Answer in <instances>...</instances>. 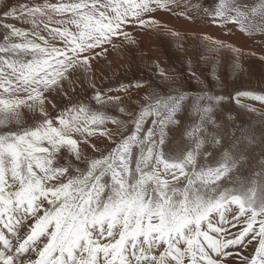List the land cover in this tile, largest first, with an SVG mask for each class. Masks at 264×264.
<instances>
[{"label":"snow or ice","instance_id":"6c2138e0","mask_svg":"<svg viewBox=\"0 0 264 264\" xmlns=\"http://www.w3.org/2000/svg\"><path fill=\"white\" fill-rule=\"evenodd\" d=\"M0 4V264H264V166L247 178L238 174L254 133H233L224 147L213 106L199 105L225 97L198 98L199 121L185 131L183 148H169L165 128L179 124L187 94L128 111L120 96L95 91L97 105L115 104L125 118L83 100L58 108L48 98L57 90L66 96L63 82L77 68L90 69L104 45L115 48L120 37L134 42L130 25L179 36L151 16L173 11L176 0ZM203 11L221 28L264 33V0H217ZM202 39L241 54L223 40ZM120 90L126 87L107 91ZM240 97L264 104V94L238 92L237 104ZM93 137L110 147L97 148ZM85 147L99 155L84 156Z\"/></svg>","mask_w":264,"mask_h":264},{"label":"rangeland","instance_id":"374dc122","mask_svg":"<svg viewBox=\"0 0 264 264\" xmlns=\"http://www.w3.org/2000/svg\"><path fill=\"white\" fill-rule=\"evenodd\" d=\"M6 2L15 5L31 3L32 0H6ZM216 2L217 0H176V4L170 5L173 11L161 9L151 13L156 20L162 19L161 23L168 28L176 32L178 29L179 36L159 28L128 26L132 27L127 28V31L131 37L133 36L134 42L125 41L120 37L115 40L117 47L104 45L107 49L106 54L103 53L91 60L90 69L85 71L77 68L69 79L63 82V90L67 95L57 90L47 94L49 100L58 108L70 101L83 100L111 115L125 118L118 112L115 104L97 105L92 99L95 91L100 90L106 96H120L121 106L128 111H139L142 105L152 103L157 97L167 98L187 94L180 111L175 116L179 124L168 125L165 128L169 148H183L189 144L184 135L185 131L190 125L199 121V113L194 111L198 98L205 94L225 97L219 104L205 97L199 100V105L213 106L212 115L224 135V147H228L233 142V133L236 137L241 136V130H245V135L254 133L253 143L247 147V160L241 164L238 173L245 178L251 176L253 172L264 166V104L247 97H240V104H237L236 93L248 91L264 94V59H261L264 57V33L254 32L248 35L231 24L221 28L211 23L203 9L214 7ZM238 2L253 4L256 0H238ZM193 4H199L200 8L190 7ZM185 5L189 7L186 8ZM2 11L3 5L0 4V12ZM181 11H186L191 19L179 15ZM6 22L13 23L17 27H29L16 20ZM3 35L4 29L0 28V41ZM203 35L223 40L240 49L241 54L237 55L228 48L216 49L214 45L202 39ZM137 84L141 86L136 87ZM122 85L126 90L107 91L120 89ZM146 96L151 99L146 100ZM247 106L257 111H249ZM47 107L49 113L54 116L56 110L51 104ZM31 116L27 109L23 110L25 121L31 122ZM154 118H149L146 128L152 127L151 119ZM108 127L115 126L109 124ZM209 130L214 129L209 126ZM92 143L101 150L110 147V142L105 138L93 137ZM83 155L91 158L98 156L99 153L94 152L90 147H85ZM79 167L82 169L86 167L83 157ZM232 264L238 262L233 260Z\"/></svg>","mask_w":264,"mask_h":264},{"label":"bare ground","instance_id":"6f19581e","mask_svg":"<svg viewBox=\"0 0 264 264\" xmlns=\"http://www.w3.org/2000/svg\"><path fill=\"white\" fill-rule=\"evenodd\" d=\"M181 5V4H180ZM180 7V6H179ZM165 13V12H164ZM163 16H164V14H162ZM154 17V16H153ZM157 17V16H156ZM160 17V16H159ZM165 17V16H164ZM156 19V18H155ZM158 19V18H157ZM181 19V18H180ZM170 20V19H169ZM185 20V19H184ZM161 21H163L162 19H160V22ZM167 22V21H166ZM168 23V22H167ZM170 26H171V24H170ZM173 27V26H172ZM129 28V27H128ZM130 28H132V27H130ZM129 28V29H130ZM135 28V27H134ZM143 28V27H142ZM170 29V28H169ZM128 30V29H127ZM188 31V30H187ZM177 32H180V31H178V29H177ZM140 36V35H139ZM133 37V36H132ZM106 54V53H105ZM233 262V261H232Z\"/></svg>","mask_w":264,"mask_h":264}]
</instances>
